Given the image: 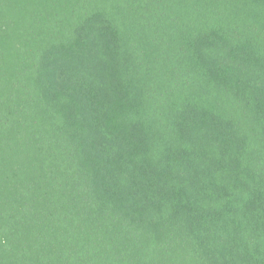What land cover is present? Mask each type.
Returning a JSON list of instances; mask_svg holds the SVG:
<instances>
[{
  "label": "trees",
  "instance_id": "obj_1",
  "mask_svg": "<svg viewBox=\"0 0 264 264\" xmlns=\"http://www.w3.org/2000/svg\"><path fill=\"white\" fill-rule=\"evenodd\" d=\"M0 264H264V0H0Z\"/></svg>",
  "mask_w": 264,
  "mask_h": 264
}]
</instances>
